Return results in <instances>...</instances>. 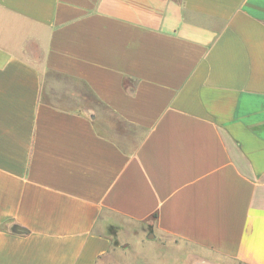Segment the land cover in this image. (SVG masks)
<instances>
[{"label":"crops","instance_id":"obj_1","mask_svg":"<svg viewBox=\"0 0 264 264\" xmlns=\"http://www.w3.org/2000/svg\"><path fill=\"white\" fill-rule=\"evenodd\" d=\"M126 230L264 264V0H0V264Z\"/></svg>","mask_w":264,"mask_h":264},{"label":"rangeland","instance_id":"obj_2","mask_svg":"<svg viewBox=\"0 0 264 264\" xmlns=\"http://www.w3.org/2000/svg\"><path fill=\"white\" fill-rule=\"evenodd\" d=\"M129 231L130 230H126V232L122 234V239L131 240L132 244L127 248H119L118 254L112 257L110 264H155V262L157 261H168L169 253L171 252V250L167 251V249H171L170 246H166L167 244L160 243V241H158L157 239H151L150 235L152 234H144V239H142L143 241H141L139 240V238H141L142 236L133 238V234ZM115 241L116 243H118L117 240ZM164 249L166 250L163 251ZM154 252L158 253L159 258L154 255ZM173 252L174 251L171 252L172 257H180V253L174 254ZM140 254H142V256H145L146 258L142 257ZM140 256L142 257V259ZM116 257L117 259H115Z\"/></svg>","mask_w":264,"mask_h":264},{"label":"water","instance_id":"obj_3","mask_svg":"<svg viewBox=\"0 0 264 264\" xmlns=\"http://www.w3.org/2000/svg\"><path fill=\"white\" fill-rule=\"evenodd\" d=\"M150 237H154V234L150 235Z\"/></svg>","mask_w":264,"mask_h":264}]
</instances>
